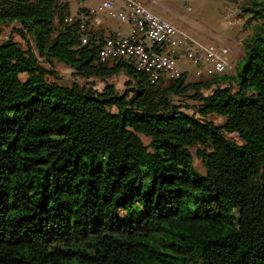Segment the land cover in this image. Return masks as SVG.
Segmentation results:
<instances>
[{"label":"trees","instance_id":"obj_1","mask_svg":"<svg viewBox=\"0 0 264 264\" xmlns=\"http://www.w3.org/2000/svg\"><path fill=\"white\" fill-rule=\"evenodd\" d=\"M241 9L262 22L235 76L151 83L67 0H0L27 44L0 41V264H264V0Z\"/></svg>","mask_w":264,"mask_h":264},{"label":"rangeland","instance_id":"obj_2","mask_svg":"<svg viewBox=\"0 0 264 264\" xmlns=\"http://www.w3.org/2000/svg\"><path fill=\"white\" fill-rule=\"evenodd\" d=\"M71 15L78 13L81 7L96 10L97 6L103 0H67ZM136 1V0H135ZM149 12L168 22L178 30L186 34L193 42L194 48L203 46L205 48L213 47L216 50L226 48L225 53L221 56L226 64L225 73L228 76H235L242 62L244 55V46L246 41L250 40L262 19H250L251 13L243 12L242 5H248L249 0H137ZM97 17L102 21L105 28L115 32L119 29L121 36H128L131 26L123 23L117 17L111 16L106 10L96 12ZM14 27H19L17 23H11L4 27L0 34V41L6 40L9 35L13 34V39L18 41L24 48L27 47L26 41L16 33H13ZM99 27V26H98ZM95 29H99V28ZM93 29V28H91ZM93 29V30H95ZM105 36V35H104ZM107 36V35H106ZM32 44L31 42L29 43ZM188 68L187 81L194 80V65L183 62V68ZM59 76V81L69 83L78 81L83 84L93 85L96 89H102L107 82L114 85L119 92L126 91L130 86L127 85V77L123 73L116 74L106 79L90 78L81 79L72 73L71 69L62 63L56 62L52 68ZM24 77V75H22ZM52 78V77H49ZM232 85V84H231ZM176 102L185 103L189 108H183L188 113H194L197 102L188 97H177ZM207 119L217 124H222L224 119L218 115L210 114ZM224 133L239 141L235 133ZM145 143L148 139L142 137ZM196 149L192 148L193 165L195 169L203 173L204 168L202 161L195 154Z\"/></svg>","mask_w":264,"mask_h":264},{"label":"built area","instance_id":"obj_3","mask_svg":"<svg viewBox=\"0 0 264 264\" xmlns=\"http://www.w3.org/2000/svg\"><path fill=\"white\" fill-rule=\"evenodd\" d=\"M106 10L111 16L131 26L128 36L120 33L107 35L99 52V59L122 58L128 60L138 70L145 73L151 83L161 77L178 78L189 72L183 68V62L194 65V79L217 76L225 73L226 64L221 53L226 48L216 50L213 47L194 48V42L182 31L149 12L135 0H103L96 10L88 14L68 16L65 21L80 20L82 29L97 28L101 21L96 12ZM87 37H82L85 43Z\"/></svg>","mask_w":264,"mask_h":264},{"label":"crops","instance_id":"obj_4","mask_svg":"<svg viewBox=\"0 0 264 264\" xmlns=\"http://www.w3.org/2000/svg\"><path fill=\"white\" fill-rule=\"evenodd\" d=\"M119 1L120 0H116V2H118L119 3ZM137 1V0H136ZM139 2V1H138ZM89 10H92V9H90V8H88ZM99 30H102L103 31V33H104V35L106 36V35H109L110 33H120L119 32V29L117 30V31H115V32H113V31H111V29H109V28H106V26H105V28H104V26H103V23H102V21H101V24L99 25Z\"/></svg>","mask_w":264,"mask_h":264}]
</instances>
